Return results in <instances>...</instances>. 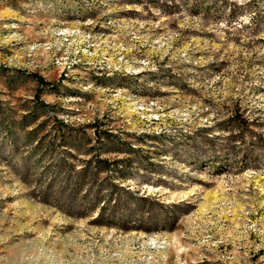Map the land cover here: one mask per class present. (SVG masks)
I'll return each instance as SVG.
<instances>
[{
    "label": "rangeland",
    "instance_id": "1",
    "mask_svg": "<svg viewBox=\"0 0 264 264\" xmlns=\"http://www.w3.org/2000/svg\"><path fill=\"white\" fill-rule=\"evenodd\" d=\"M0 264H264V0H0Z\"/></svg>",
    "mask_w": 264,
    "mask_h": 264
},
{
    "label": "trees",
    "instance_id": "2",
    "mask_svg": "<svg viewBox=\"0 0 264 264\" xmlns=\"http://www.w3.org/2000/svg\"><path fill=\"white\" fill-rule=\"evenodd\" d=\"M104 161V160H103Z\"/></svg>",
    "mask_w": 264,
    "mask_h": 264
}]
</instances>
